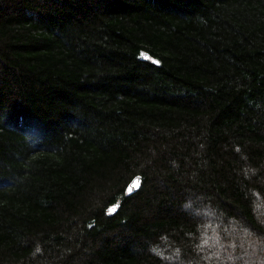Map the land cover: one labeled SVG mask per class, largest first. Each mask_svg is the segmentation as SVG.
Listing matches in <instances>:
<instances>
[{
  "label": "trees",
  "instance_id": "16d2710c",
  "mask_svg": "<svg viewBox=\"0 0 264 264\" xmlns=\"http://www.w3.org/2000/svg\"><path fill=\"white\" fill-rule=\"evenodd\" d=\"M0 264H264V0H0Z\"/></svg>",
  "mask_w": 264,
  "mask_h": 264
},
{
  "label": "water",
  "instance_id": "95a60500",
  "mask_svg": "<svg viewBox=\"0 0 264 264\" xmlns=\"http://www.w3.org/2000/svg\"><path fill=\"white\" fill-rule=\"evenodd\" d=\"M136 182H137V177H134L133 179H132V181H131V186L132 187H135L136 186Z\"/></svg>",
  "mask_w": 264,
  "mask_h": 264
},
{
  "label": "snow or ice",
  "instance_id": "6c2138e0",
  "mask_svg": "<svg viewBox=\"0 0 264 264\" xmlns=\"http://www.w3.org/2000/svg\"><path fill=\"white\" fill-rule=\"evenodd\" d=\"M205 243H207V241H205Z\"/></svg>",
  "mask_w": 264,
  "mask_h": 264
}]
</instances>
